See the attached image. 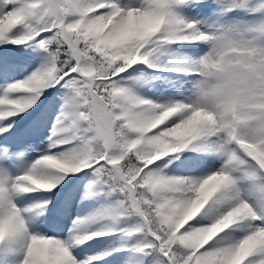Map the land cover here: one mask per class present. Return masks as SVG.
I'll return each mask as SVG.
<instances>
[{
	"label": "snow or ice",
	"instance_id": "obj_1",
	"mask_svg": "<svg viewBox=\"0 0 264 264\" xmlns=\"http://www.w3.org/2000/svg\"><path fill=\"white\" fill-rule=\"evenodd\" d=\"M212 2L222 12L244 7L243 0ZM199 3L0 0V44L31 42L45 53L40 66L0 93V221H9L0 235V253L18 256L15 264H89L77 261L70 248L108 233L67 241L29 232L26 220L34 218L33 208L42 215L49 200L21 209L14 199L50 192L66 174L89 169V187L114 197L112 218H134L114 230L136 254L125 264H264V27L235 29L224 22L201 27L183 15ZM196 42L209 48L184 69L196 76L191 88L164 103L136 93L146 78L132 76L133 65L158 67L152 58L162 45ZM57 86L63 91L48 149L11 176L4 162H15L31 144L23 133L11 139L17 129L8 118L32 107L45 88ZM167 111L173 113L169 119L145 131L146 112ZM189 124L172 151L149 158V138ZM53 156L63 170L42 175V161ZM181 166L195 174H174ZM32 177L45 186L33 188ZM194 203L200 205L196 219H186Z\"/></svg>",
	"mask_w": 264,
	"mask_h": 264
},
{
	"label": "bare ground",
	"instance_id": "obj_2",
	"mask_svg": "<svg viewBox=\"0 0 264 264\" xmlns=\"http://www.w3.org/2000/svg\"><path fill=\"white\" fill-rule=\"evenodd\" d=\"M250 10L260 11L261 18H263L261 27H264V7H260V4L257 3L250 8ZM183 15L187 18L197 19L200 22L201 27L212 25L213 23H210V21L214 18L220 17L222 18L221 22H224L227 26L235 29H249V23L250 28H254L253 16H250V18L244 16L239 19L230 18L228 20L227 15L223 14L212 0H204L203 3L195 8L185 9ZM236 15L238 16V14ZM161 47H163L164 50L163 53H161L162 59L160 61V66L150 71L153 77V84L156 86V91H152V94H150L148 98L142 96L158 103H164L171 98H177L179 91L192 87V83L195 81L196 76L184 69L189 68L191 62L203 56L204 53L208 51L209 44L206 42L173 43L165 44ZM30 55L32 56L19 59L13 64L5 61L4 58L0 56V93H2L3 88L7 83H11L13 80L18 81L23 79L43 63L38 55ZM54 94H56L57 97L53 98ZM12 95L17 94L14 93ZM49 97H52L53 99H51L50 102L51 108L46 114L38 115L40 108L36 109L31 120L24 125H18L15 127L17 131L13 134L11 139H20L21 134L23 133L25 137L24 141L26 139L32 140L34 138V140H38L39 142L33 144L34 149L24 151L22 155L18 156V159H16L11 166H5L9 170L11 176H15L26 170L38 156L48 149V137L52 130L53 122L56 120L57 113L60 110L61 103L59 92H54L53 95L50 94ZM8 119L10 122L15 120L13 126L18 122V116L10 117ZM0 124H2V122H0ZM9 131H11V129ZM2 135L3 133H0V136ZM190 147L191 146H189V148ZM51 151L56 152L59 151V149L53 148ZM180 152H188L189 155H192L188 149H181ZM85 172L84 169L74 174H66L64 179L50 192L38 190L15 197L14 199L17 202V206L21 209L26 207L25 202H27L28 206L39 203L41 201L40 197H45V199L49 200L47 210L44 211L42 215H39L37 210L33 208L35 217L31 221L26 220V227L29 232L54 236L67 241H71L76 235L108 233L95 235L84 240L82 243L73 244L70 248L72 255L77 261H88L89 264H125V261L129 257L136 254L131 247H126L123 242H117L113 245L112 249L118 251L115 256L102 259V245L107 242H113L117 237V232L113 231L112 227H109L105 222L106 209L101 206V197L97 193L88 192L86 189L88 184L85 185L84 183H81L87 178ZM174 174L193 175L195 173H190L184 170L183 166H181L174 170ZM79 186H82V189L78 188ZM59 191H62L64 194L59 199V202H57L58 204L55 205L56 199L54 196L53 198H50V195ZM62 204L66 205V211L63 215V221L61 224L56 225L52 223L50 218L47 221L44 220V218H46L45 215L51 213L54 205L58 207ZM23 215L27 217L29 213H23ZM199 215L200 214H198V216ZM66 229H68V232L65 231ZM18 258V256L10 258L8 254L0 253V264H15V260Z\"/></svg>",
	"mask_w": 264,
	"mask_h": 264
},
{
	"label": "rangeland",
	"instance_id": "obj_3",
	"mask_svg": "<svg viewBox=\"0 0 264 264\" xmlns=\"http://www.w3.org/2000/svg\"><path fill=\"white\" fill-rule=\"evenodd\" d=\"M204 0H200V3H203ZM233 0H228V3H232ZM236 3H239L240 0H235ZM244 3V7L240 8H233L231 11L228 12H222L223 14L227 15L228 20L230 18L232 19H239V18H243L244 16H246L247 18L250 16L254 17V28L258 29L261 28L262 26V20L263 18H261V13L258 10H250V8H252L255 4L259 3L260 7L261 5H264V0H243ZM263 8V7H262ZM238 14V16L236 14ZM250 21V19H249ZM214 22H221V21H217V18H214L210 21V23H214ZM250 28V23L249 26ZM164 48L161 47V49L154 54L153 58H152V63L156 64L158 67L160 66V61H161V53H163ZM30 54H36L38 55L42 62H44L45 59V53H43L42 50L36 49L34 47V45L30 43L28 44H11V43H3L0 44V56H2L4 58L5 61L11 62L12 64L15 63L17 60L22 59V58H26L29 56H32ZM158 67H150L148 64H144V63H139L137 65H133L132 68L136 69L135 72H132L131 75L132 76H137L140 74H143V76L146 78V82L144 83H139L137 86H135L134 90L136 91L137 94H139L140 96H145V97H149L150 94H152V91H156V86L155 84H153V77L150 73L151 70L156 69ZM59 89V86L53 88V87H48L45 88L43 90V92L40 94L39 98L37 99L36 103L28 108L26 111L20 112L17 116H18V122L13 126V128L17 127L18 125H24L25 123H27L29 120H31L32 116L35 114V110L40 108V112L38 115H42V114H46L47 111L50 110L51 108V99H53L54 97H57L56 94H54L53 98L49 97L50 94L53 95L54 92H59V91H63L62 89ZM60 98V95H59ZM34 138L32 140L26 139L24 142L25 143H29L31 144V149H34L33 144L38 143V140H34ZM33 141V142H32ZM31 142V143H30ZM30 149V150H31ZM169 155H173V154H169ZM18 159V156L15 158V160ZM164 159V158H161ZM175 162V161H174ZM5 166H11V164H13L12 160H6L4 162ZM85 173H86V179L84 181H82L81 183H84L85 185H87V191L91 192V193H97L100 197H101V206L105 207L106 209V217H105V222L107 225H109V227H112L113 231L115 229H120V228H124L129 226L130 224L134 223V218H130V217H117L116 219H113L112 216L109 214L110 209L112 204L114 203V197L110 194L105 193L104 191H102L101 189H99L98 187H89V181L91 179V171L89 169H85ZM74 174V173H73ZM84 185V187H85ZM78 188L82 189V186H79ZM63 192L59 191L57 193L51 194L50 198H53V196L56 199V203L55 205H57L59 202V199L63 196ZM45 199V197H40V200ZM26 206H28L27 202ZM53 206V209L51 211V213H47L45 216L46 218H44L45 221L50 220L52 221V223L58 225L61 224L63 221V215L66 211V205L62 204L58 207ZM30 206V205H29ZM33 215L35 217V212H33ZM52 215V216H50ZM66 232H68V229L65 230ZM117 232V237L116 239L113 240V242H107L106 244L102 245L101 251L103 253L102 255V259H107V258H112L113 256H115L118 251L113 248V245L117 242H123L124 245L126 247H129L128 244L129 242L123 237L122 233L120 231H116Z\"/></svg>",
	"mask_w": 264,
	"mask_h": 264
},
{
	"label": "clouds",
	"instance_id": "obj_4",
	"mask_svg": "<svg viewBox=\"0 0 264 264\" xmlns=\"http://www.w3.org/2000/svg\"><path fill=\"white\" fill-rule=\"evenodd\" d=\"M156 22L159 23V17L156 18ZM173 113L171 111L162 112L158 115H152L151 113L146 112L143 117V127L145 131H151L152 128L157 127L160 123H163L171 117ZM191 129V124L187 125L186 128L182 127L180 129L173 128L163 130L161 133L157 134L155 137H151L148 140L146 145V150L151 153L150 159L159 158L163 155H166L173 150V146L176 143L177 139L185 135ZM43 168L41 169L42 175H47L46 170H63L64 164L62 161L56 157H47L42 161ZM33 188L40 189L45 186V181L38 177H32L30 180ZM200 205L194 203L188 207L185 212V218H194L195 214L198 213ZM8 220L0 221V235H2L8 227ZM64 251V250H62ZM64 254L67 255V252L64 251Z\"/></svg>",
	"mask_w": 264,
	"mask_h": 264
}]
</instances>
